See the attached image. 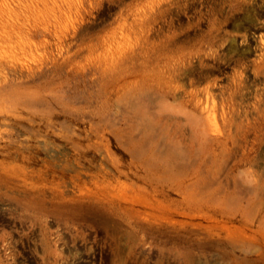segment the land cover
Masks as SVG:
<instances>
[{"label":"rangeland","instance_id":"374dc122","mask_svg":"<svg viewBox=\"0 0 264 264\" xmlns=\"http://www.w3.org/2000/svg\"><path fill=\"white\" fill-rule=\"evenodd\" d=\"M228 8L0 0V264H264V69Z\"/></svg>","mask_w":264,"mask_h":264},{"label":"bare ground","instance_id":"6f19581e","mask_svg":"<svg viewBox=\"0 0 264 264\" xmlns=\"http://www.w3.org/2000/svg\"><path fill=\"white\" fill-rule=\"evenodd\" d=\"M253 1H255L256 5H249L248 0H246V3H244L243 0H227L229 6L228 10L225 13L218 10L212 18L211 26L213 31L217 33L216 37H219L221 32L224 31L225 27L228 25H232V27L236 30L246 29L251 31V33H253L252 38L248 35H243L242 40L240 42L238 41V45L241 43L244 46V48L240 47L239 51L243 53L245 58H247L245 55L248 54L247 52H249L248 55H254V58H252L251 61L253 62L254 69L258 72L264 69V42L260 43L261 39L264 38V19L261 18L264 16V10L260 12L257 4L260 1L263 2L264 0ZM256 37L259 38V42L254 44L253 42L256 41ZM226 40L227 38L223 40V43H225ZM213 45H216V43H213ZM236 45V41L233 40L232 42L228 41L227 46L229 47V50H233ZM4 69V65H2L0 70L4 72ZM205 90L207 94L206 103H208L211 97L210 86H205ZM212 114H215V110H213L209 116H212ZM205 131L208 132L207 130ZM200 138V134L197 131H194L193 137L190 139L191 142L189 146H196V143H199Z\"/></svg>","mask_w":264,"mask_h":264}]
</instances>
